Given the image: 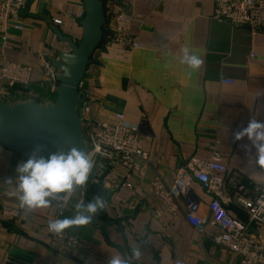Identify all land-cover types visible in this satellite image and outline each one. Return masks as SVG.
Wrapping results in <instances>:
<instances>
[{
    "label": "crops",
    "instance_id": "0c3cea01",
    "mask_svg": "<svg viewBox=\"0 0 264 264\" xmlns=\"http://www.w3.org/2000/svg\"><path fill=\"white\" fill-rule=\"evenodd\" d=\"M123 1L138 46L107 43L102 26L83 82L94 117L113 123L120 113L138 127L142 147L149 152L144 176L120 167L93 169L86 184L74 185L65 197L61 213L58 202L50 198L46 208H22L15 179L0 183V264H108L116 254L131 264H242L211 241L215 229L208 223V204L217 198L229 214L248 223L236 198L264 187V168L255 164V149L249 145L245 150L246 138L233 139L249 120L264 121V29L252 35L247 27L217 21L213 0ZM101 2L107 21L118 0ZM83 16V0L26 3L20 11L22 28L10 29L6 42L0 30V65L10 60L30 66L31 81L23 88L0 82V102H53L55 93L43 79L42 63L52 64L71 51L61 38L79 41ZM183 48L200 57L197 69L181 62ZM221 77L233 83H222ZM214 156L227 171L210 172L218 178L211 192L192 181L187 193L175 198L173 212L153 194V179L169 187L179 171L202 167ZM23 160L0 145V181L15 178V168ZM232 177L239 186L230 183ZM96 196L106 200V207L88 224L60 232L79 240L75 249L68 248L49 230L48 222L73 218L76 204H87ZM188 199L198 204L203 233L185 218ZM248 228L264 243L263 226L250 223ZM135 248L141 251L138 259H132Z\"/></svg>",
    "mask_w": 264,
    "mask_h": 264
},
{
    "label": "built area",
    "instance_id": "2783aa9c",
    "mask_svg": "<svg viewBox=\"0 0 264 264\" xmlns=\"http://www.w3.org/2000/svg\"><path fill=\"white\" fill-rule=\"evenodd\" d=\"M30 0H0V30L2 39L6 42L10 29L20 30V11ZM213 18L220 22H228L232 27H247L252 35L264 29V0H213ZM132 16L129 7L123 0H118V7L104 22L106 29L104 39L107 43L136 48L138 43L130 33ZM59 22V20H55ZM254 57V54H250ZM60 72L48 61L42 63V76L48 83L50 91L55 93L59 85L57 75ZM32 68L15 61L3 60L0 65V82L5 86L26 87L31 81ZM222 83H233L232 80L220 78ZM78 97L80 103L76 109L80 118V130L87 147V154L93 161V169L103 170L108 167H120L126 172H135L139 177L144 176V169L149 161V152L142 147L139 130L124 120L122 114H115L113 123L100 121L92 114V100L90 92L83 82L79 81ZM107 161V162H106ZM226 173L227 167L217 156L205 162L202 167L181 170L175 176L171 186L166 187L159 178L151 182L152 192L160 198L164 206L171 212L175 211V198L187 193L188 185L192 181L202 184L206 192H211L213 183L218 180L210 172ZM238 179L232 177L230 183L239 186ZM124 186L130 190L133 185L125 182ZM59 213L65 207V198L56 200ZM238 205L245 211L248 223L229 214L217 198L208 204L211 219L208 222L215 232L210 236L211 241L223 246L236 255L242 264H264V243L252 233L248 226L254 223L264 227V187L257 188L250 196L237 197ZM198 204L188 199L185 203V218L199 232H204L205 222L197 214ZM63 243L70 249H75L79 240L68 234L56 233Z\"/></svg>",
    "mask_w": 264,
    "mask_h": 264
},
{
    "label": "water",
    "instance_id": "95a60500",
    "mask_svg": "<svg viewBox=\"0 0 264 264\" xmlns=\"http://www.w3.org/2000/svg\"><path fill=\"white\" fill-rule=\"evenodd\" d=\"M83 8L79 41L61 38L71 51L61 54L59 61H52V66L60 72L54 102L24 101L13 105L0 102V145L25 159L32 155L47 158L49 154L66 153L73 147L88 152L76 109L81 101L77 86L101 41L105 16L101 0H83ZM68 194L58 195L65 198Z\"/></svg>",
    "mask_w": 264,
    "mask_h": 264
},
{
    "label": "clouds",
    "instance_id": "9594fccd",
    "mask_svg": "<svg viewBox=\"0 0 264 264\" xmlns=\"http://www.w3.org/2000/svg\"><path fill=\"white\" fill-rule=\"evenodd\" d=\"M181 62L195 70L201 65L202 60L188 48H183ZM245 138L248 144L243 147L248 150L250 145L252 149H255V164L264 168V121L251 119L245 127L233 133L235 141ZM92 167L93 161L88 154L73 147L66 153L49 154L47 158L29 156L17 164L15 178L8 177L0 183L12 184L15 179L20 207L29 210L46 208L49 205L48 198L63 199L58 195L59 193L67 194L73 190L74 185H85ZM106 203L101 196H96L87 204L78 203L75 206L77 214L73 218L50 220L48 228L52 232L60 233L68 227L86 225L98 211L106 207ZM140 255L139 248L132 250V259H138ZM108 264H131V261L116 254L110 258Z\"/></svg>",
    "mask_w": 264,
    "mask_h": 264
},
{
    "label": "rangeland",
    "instance_id": "374dc122",
    "mask_svg": "<svg viewBox=\"0 0 264 264\" xmlns=\"http://www.w3.org/2000/svg\"><path fill=\"white\" fill-rule=\"evenodd\" d=\"M53 102H54V100H53Z\"/></svg>",
    "mask_w": 264,
    "mask_h": 264
}]
</instances>
